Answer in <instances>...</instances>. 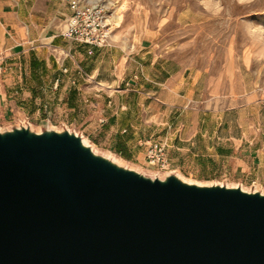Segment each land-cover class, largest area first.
<instances>
[{"label": "water", "instance_id": "water-1", "mask_svg": "<svg viewBox=\"0 0 264 264\" xmlns=\"http://www.w3.org/2000/svg\"><path fill=\"white\" fill-rule=\"evenodd\" d=\"M0 264H264V194L151 179L69 131H0Z\"/></svg>", "mask_w": 264, "mask_h": 264}, {"label": "crops", "instance_id": "crops-1", "mask_svg": "<svg viewBox=\"0 0 264 264\" xmlns=\"http://www.w3.org/2000/svg\"><path fill=\"white\" fill-rule=\"evenodd\" d=\"M70 13L65 0H0V118L21 110H54L71 114L88 133L114 123L109 125L116 128L111 144L130 158L136 134L132 129L142 126L138 114H202L200 121L167 124L164 128L174 130L165 137L169 146L185 149L197 161L217 155L253 171L264 167V138L249 156L240 157L239 139L230 136L225 138L229 145L214 147L211 139H220L215 135L219 129L205 136L208 116L240 109L247 86L241 82L238 60L210 57L204 64L183 65L158 50V28L140 32L127 49L90 47L61 35ZM200 17L189 4L166 15L165 23L192 26ZM152 117L157 121L159 116Z\"/></svg>", "mask_w": 264, "mask_h": 264}, {"label": "rangeland", "instance_id": "rangeland-1", "mask_svg": "<svg viewBox=\"0 0 264 264\" xmlns=\"http://www.w3.org/2000/svg\"><path fill=\"white\" fill-rule=\"evenodd\" d=\"M85 1L108 5L111 14L112 45L127 49L134 44L140 32L148 28H158V50L168 53L183 65L204 64L210 57L222 59L232 56L238 60L241 82H245L247 86V91L241 96L240 109L231 114H216L215 116L219 115L218 118L208 116L205 119V136L212 137L213 131L219 129L215 135L220 139H211L215 141L214 147L217 143L229 145L230 142L225 138L234 136L239 139L240 157L249 156L251 148L259 147L264 138V0ZM189 4L200 12L201 17L197 24L182 26L173 22L165 23L166 15ZM103 114L108 117L110 112ZM153 115L159 116L157 121H151ZM201 115L196 117V114L147 113L143 114L142 118L141 114H138L136 121L142 123V126L132 129L136 134L132 138L134 156L130 158L120 154L118 146L111 144V140L116 139L115 126L114 129L109 128L112 123L106 127L102 126L96 132L88 133L83 128L84 124L77 122L78 119H73L71 114H56L54 110L44 113L21 110L19 113L1 117L0 131H9L16 127H27L35 133L47 130L69 131L85 141V145L95 154L151 179H164L168 174H172L190 184L239 187L247 192L264 194V167L253 171L250 166L238 167L229 158L217 155H211L205 161L193 160L192 154L185 149L178 150L169 146V141V170H160L147 161L144 145L147 139L163 141L168 132L174 131L172 128H164L167 124L172 121H200L204 118ZM145 120L149 123H145ZM99 124L104 123L99 121ZM254 138L258 140L257 145L256 141H253Z\"/></svg>", "mask_w": 264, "mask_h": 264}, {"label": "built area", "instance_id": "built-area-1", "mask_svg": "<svg viewBox=\"0 0 264 264\" xmlns=\"http://www.w3.org/2000/svg\"><path fill=\"white\" fill-rule=\"evenodd\" d=\"M65 1L68 2L71 13L66 17L65 29L61 32L64 38L90 47L112 46V24L108 5L85 0ZM3 71L0 62V74ZM144 145L147 161L160 170H169L167 142L149 138Z\"/></svg>", "mask_w": 264, "mask_h": 264}, {"label": "bare ground", "instance_id": "bare-ground-1", "mask_svg": "<svg viewBox=\"0 0 264 264\" xmlns=\"http://www.w3.org/2000/svg\"><path fill=\"white\" fill-rule=\"evenodd\" d=\"M82 142L85 144V141L82 140Z\"/></svg>", "mask_w": 264, "mask_h": 264}]
</instances>
